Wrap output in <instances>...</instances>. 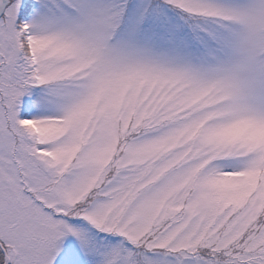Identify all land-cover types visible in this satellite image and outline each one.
Segmentation results:
<instances>
[{
	"label": "snow or ice",
	"instance_id": "6c2138e0",
	"mask_svg": "<svg viewBox=\"0 0 264 264\" xmlns=\"http://www.w3.org/2000/svg\"><path fill=\"white\" fill-rule=\"evenodd\" d=\"M0 264H264V0H0Z\"/></svg>",
	"mask_w": 264,
	"mask_h": 264
}]
</instances>
